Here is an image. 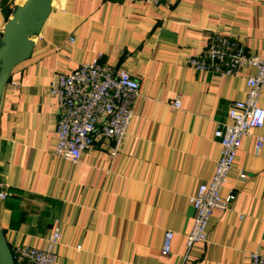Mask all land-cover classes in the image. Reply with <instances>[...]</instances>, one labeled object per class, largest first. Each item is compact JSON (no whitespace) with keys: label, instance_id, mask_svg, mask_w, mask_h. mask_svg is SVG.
<instances>
[{"label":"crops","instance_id":"obj_1","mask_svg":"<svg viewBox=\"0 0 264 264\" xmlns=\"http://www.w3.org/2000/svg\"><path fill=\"white\" fill-rule=\"evenodd\" d=\"M23 1L0 0V34ZM215 36L260 56L264 0H53L0 99V229L11 252L43 246L54 229L56 264H249L251 252H264V124L242 139L221 189L232 201L210 216L207 243L185 247L189 200L220 156L213 131L255 74L247 66L224 77L191 69L189 58ZM91 61L124 68L139 92L116 154L111 140L96 138L72 163L54 154L58 106L48 86ZM177 97L179 110L170 106ZM165 232L173 233L167 255Z\"/></svg>","mask_w":264,"mask_h":264},{"label":"built area","instance_id":"obj_2","mask_svg":"<svg viewBox=\"0 0 264 264\" xmlns=\"http://www.w3.org/2000/svg\"><path fill=\"white\" fill-rule=\"evenodd\" d=\"M126 1L156 5L163 0ZM210 43L209 48L199 56L189 58L191 69L224 77L236 75L247 66L255 74L246 79L245 98L230 104L226 120L216 124L213 131L220 156L211 177L198 186L189 200L194 217L191 229L185 236L188 252L196 245L207 243L206 226L210 216L216 210H226L231 203L232 196L222 197L221 189L234 166L242 139L264 124V110L259 106L264 88V50L260 56L247 55L241 46L218 36ZM138 92V80L132 78L124 68H109L97 61L83 63L76 70L53 77L48 86V94L56 100L58 106L55 156L76 163L93 146L96 138L111 140V154L115 155L133 117V103ZM170 106L179 110L180 99L177 97ZM259 149L260 140L255 146L256 155ZM6 195V187L0 181V201H4ZM262 225L264 228V220ZM172 239L173 233L165 232L163 254L170 253ZM59 241V230L54 229L43 246L16 248L12 252L14 264H56ZM76 249L80 247L76 246ZM181 264L197 263L184 260ZM249 264H264V252H251Z\"/></svg>","mask_w":264,"mask_h":264},{"label":"water","instance_id":"obj_3","mask_svg":"<svg viewBox=\"0 0 264 264\" xmlns=\"http://www.w3.org/2000/svg\"><path fill=\"white\" fill-rule=\"evenodd\" d=\"M53 0H24L14 7L0 34V99L14 67L26 61L47 20ZM0 264H14L0 229Z\"/></svg>","mask_w":264,"mask_h":264},{"label":"trees","instance_id":"obj_4","mask_svg":"<svg viewBox=\"0 0 264 264\" xmlns=\"http://www.w3.org/2000/svg\"><path fill=\"white\" fill-rule=\"evenodd\" d=\"M6 200H7V195H6V199L4 201H6Z\"/></svg>","mask_w":264,"mask_h":264}]
</instances>
